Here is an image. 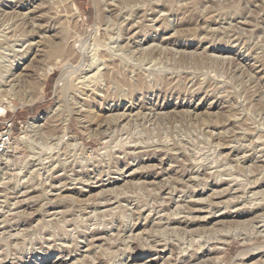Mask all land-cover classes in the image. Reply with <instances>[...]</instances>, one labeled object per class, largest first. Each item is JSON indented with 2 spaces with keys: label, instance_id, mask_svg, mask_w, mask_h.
<instances>
[{
  "label": "rangeland",
  "instance_id": "rangeland-1",
  "mask_svg": "<svg viewBox=\"0 0 264 264\" xmlns=\"http://www.w3.org/2000/svg\"><path fill=\"white\" fill-rule=\"evenodd\" d=\"M0 60V264H264V0H0Z\"/></svg>",
  "mask_w": 264,
  "mask_h": 264
},
{
  "label": "bare ground",
  "instance_id": "bare-ground-1",
  "mask_svg": "<svg viewBox=\"0 0 264 264\" xmlns=\"http://www.w3.org/2000/svg\"><path fill=\"white\" fill-rule=\"evenodd\" d=\"M96 7H95V9H96V15H99V12H100V7L98 8V6L97 5H95ZM100 16V15H99ZM98 17V16H97ZM129 23V22H128ZM127 26V25H126ZM46 30V29H45ZM124 31V30H123ZM47 32V31H46ZM49 36V35H48ZM36 37H39V39L37 40V41H33L32 43H29L30 45H32L33 46V48L32 49H34V51H35V54L37 55V52L39 53L40 52V54H42L43 52H45L47 55H54V54H62V55H65V56H67V55H70L71 54V52H72V50H73V46L72 45H70L71 47H69L68 45H67V43H68V38L66 37V35H64L63 37H61L62 39H60V42H54V41H52V40H50V39H47V40H45L44 39V36L42 35V36H40V34H38ZM127 37V36H126ZM47 38V37H46ZM37 39V38H36ZM126 39V38H125ZM6 40V39H5ZM4 40V41H5ZM45 41H47V43H48V45H46L47 47H45L44 46V44H43V42H45ZM50 41H52V42H50ZM16 43V42H15ZM43 44V45H42ZM31 46V47H32ZM45 48V49H44ZM134 48V47H133ZM12 57V56H11ZM95 57V56H94ZM94 57H93V59H94ZM101 58H99V57H97V58H95V61H99ZM130 59V58H129ZM1 61V60H0ZM94 61V62H95ZM101 61V60H100ZM105 62V61H104ZM103 62V63H104ZM96 63V62H95ZM102 63V64H103ZM64 64V63H63ZM62 64V65H63ZM105 64H106V62H105ZM97 65V64H96ZM101 65V64H100ZM104 65V64H103ZM111 65V64H110ZM13 65H11L10 63H9V65L7 64V65H5L4 66V68H3V72H8L9 73V71L11 70V68H13L12 67ZM64 66V65H63ZM62 66V67H63ZM109 66V65H108ZM107 66V67H108ZM122 66V65H121ZM98 67V66H97ZM96 67V68H97ZM104 67H106V66H104ZM111 67V66H110ZM113 68V67H112ZM111 68V69H112ZM98 70H99V68H97ZM125 69V68H124ZM97 70V71H98ZM149 70V69H148ZM96 71V72H97ZM3 72L1 73V71H0V86H1V81L3 80V78L5 77V75H7L6 73L5 74H3ZM96 72L95 73H93V74H91V76H89L88 75V77H87V84H86V86L87 85H90V84H92L94 81H96V78H97V80H98V77H95L96 75ZM9 74H12V73H9ZM12 76V75H11ZM114 76V75H113ZM7 77H9V76H7ZM15 77V76H14ZM13 77V78H14ZM107 77H109V76H107ZM129 77V76H128ZM12 78V79H13ZM16 78H18V77H16ZM38 78V77H37ZM110 78V77H109ZM120 78V77H119ZM12 79L10 80V81H8L9 83L12 81ZM43 78H39V80L41 81ZM77 79H79V78H77ZM129 80V79H128ZM109 81H111V79L109 80ZM108 81V82H109ZM97 82V81H96ZM80 83V82H79ZM118 83H120V82H118ZM139 83V82H138ZM85 84V83H84ZM95 84V83H94ZM10 85V84H9ZM141 85V84H140ZM95 86V85H94ZM145 86V85H144ZM98 87V86H97ZM127 87H128V85H127ZM126 87V88H127ZM92 89V88H91ZM116 90V89H115ZM107 92V91H106ZM3 91L0 89V100H2L3 99ZM115 109V107H113V108H109V110L110 111H112V110H114ZM84 110V109H83ZM5 107H0V115L2 116V115H4L5 114ZM85 111V110H84ZM130 112V111H129ZM125 113V112H124ZM119 114L118 115V119L120 118V119H125L126 118V116H127V114ZM129 115V114H128ZM116 120V119H115ZM117 121V120H116ZM120 121V120H119ZM256 139V138H255ZM257 140V139H256ZM122 146V145H121ZM253 147V146H252ZM133 150V149H132ZM251 150V149H250ZM126 155V154H125ZM65 159V158H64ZM65 166V165H64ZM60 168V167H59ZM52 178V177H51ZM88 179V178H87ZM158 189V188H157ZM233 189V188H232ZM156 192V191H155ZM181 193V192H180ZM18 196V195H17ZM118 200V199H117ZM24 201V200H23ZM165 203V202H164ZM6 205V204H5ZM164 208V207H163ZM112 209V208H111ZM175 209V208H174ZM9 210V209H8ZM152 211V210H151ZM174 214V213H173ZM176 214V213H175ZM179 214V213H178ZM173 219V218H172ZM12 221V220H11ZM263 225V224H262ZM15 236V235H14ZM16 237V236H15ZM0 238H2V237H0ZM124 240V239H123ZM147 241V240H146ZM169 248V247H168ZM123 264V263H122Z\"/></svg>",
  "mask_w": 264,
  "mask_h": 264
},
{
  "label": "built area",
  "instance_id": "built-area-1",
  "mask_svg": "<svg viewBox=\"0 0 264 264\" xmlns=\"http://www.w3.org/2000/svg\"><path fill=\"white\" fill-rule=\"evenodd\" d=\"M2 128L0 130V153L4 152L10 145L16 126H22L19 119H13V116L1 121Z\"/></svg>",
  "mask_w": 264,
  "mask_h": 264
}]
</instances>
